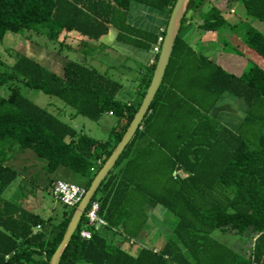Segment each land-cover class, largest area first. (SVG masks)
Returning <instances> with one entry per match:
<instances>
[{"label":"trees","instance_id":"1","mask_svg":"<svg viewBox=\"0 0 264 264\" xmlns=\"http://www.w3.org/2000/svg\"><path fill=\"white\" fill-rule=\"evenodd\" d=\"M176 2L0 0V42L9 33L28 32L45 34L50 43L78 34L100 44L115 28L119 42L151 50L158 38L128 24L132 3L170 17ZM236 5L247 19L264 24V0H190L149 113L93 199L107 226H91L84 216L59 264H264V35L244 21L232 25L226 19ZM196 18L203 32L233 33L226 48L249 62L240 77L184 40L186 24ZM83 47L90 45L83 41ZM12 56L13 65L0 71V86L9 91L0 96V264H50L78 206L57 202L64 211L56 223L6 199L20 181L18 189L27 188L23 176L33 170L10 163L31 155L45 163L46 176L61 171L79 176L84 184H72L88 191L137 114L159 55L153 65L140 67L136 103L119 100L123 84L86 61L66 60L57 75L24 54ZM17 84L58 98L74 117L93 122L106 114L115 117L109 139L78 132L24 96ZM225 95L249 109L236 131L211 115ZM162 211L176 219L165 243L153 248L137 243L155 214L167 224ZM84 230L91 233L89 240L82 238ZM217 231L247 235L254 245L249 254L239 253L213 238Z\"/></svg>","mask_w":264,"mask_h":264},{"label":"rangeland","instance_id":"2","mask_svg":"<svg viewBox=\"0 0 264 264\" xmlns=\"http://www.w3.org/2000/svg\"><path fill=\"white\" fill-rule=\"evenodd\" d=\"M226 19L229 22L244 21L248 23V25L258 29L260 33L264 35V24L257 20L247 19L245 10L241 5H238L236 14H226ZM240 33V37H243V31H241ZM225 34H227L228 40L229 42H231L232 37H234L231 31L226 30L217 33V35ZM44 35L45 34L28 32H21L19 34H7L3 42H0V71L3 72L7 69L8 65H13L12 55H14L15 57L16 54L21 53L40 63L42 66L56 73L57 75H61L62 63L64 61L70 60L83 62V60L88 59L87 57L98 55L103 51V48L101 47H97L95 50L90 49V47L79 48L80 43H77L78 40L79 42L84 41L85 43H89L90 46L96 45V43L93 44L92 42H87L85 38L78 34H64L61 36L60 40L55 43H50ZM224 47L226 46L215 45L211 48L216 52L220 50L228 53V48L224 49ZM6 50H11L13 54L6 52ZM100 55L102 57V63L95 60H93L91 63L95 66H99V68H102L101 66H103L105 67V69L116 67L117 70H120L122 68L121 73L124 74L122 83H124L125 89L124 92H121L118 95V99L123 102H130L132 98H134V89L131 87V85L129 86L128 81H131L132 79H136V77H138L139 71L135 68L136 66H134L128 60H116L117 57L114 58L111 55H109L108 57L105 51ZM100 63L102 64L101 66ZM110 77L115 79L113 76ZM115 80L119 81L118 78H116ZM17 86L20 88L22 94L33 101L36 105L48 110L52 114L57 115L61 120L72 126L78 132L87 134L97 140L107 141L109 139V134L112 128L117 122V119L115 117L109 116L108 114L104 115L99 122H93L82 116L74 117V110L68 107L58 98L47 96L37 90H30L22 84H17ZM0 96H9L7 87L0 86ZM38 161L39 160H33V157L31 155H28L19 157V160L15 159L10 163L12 167L16 166L19 167V169H22L23 167H30L31 169L32 167L33 170L31 169V173H27L25 174V176H23V180L28 183L27 188L23 186L18 189L19 186H16L14 187L12 194L7 193L5 194V197L11 201L16 202L23 208L31 207V210L35 214L37 213L43 219H48L51 215H55L56 213L59 215L62 214L64 211V207L59 205L52 196L51 192L47 190V180H42L43 175H45V171L42 173L40 172V166L45 165V163L43 161ZM35 164L36 167L34 168L33 166H35ZM71 177L75 179H70V183L73 182L80 185L84 184V180L81 177L75 175ZM43 182H46V184H42ZM21 185L23 184L21 183ZM53 212H55V214ZM162 213L167 218L166 221L168 225L163 222V219L165 218H162L161 220H156L157 218L154 219L157 216V214H155V217L151 219L146 228L145 236L139 239L137 243L150 248L160 247L165 243L167 236L166 230L169 228L168 226L174 225L176 223V219L168 211H162ZM213 238H215L222 244L233 248L239 253H241L242 250L244 254H249V251L254 245V241H251L247 235L237 236L230 233L227 235H223L221 232L217 231L213 234Z\"/></svg>","mask_w":264,"mask_h":264},{"label":"crops","instance_id":"3","mask_svg":"<svg viewBox=\"0 0 264 264\" xmlns=\"http://www.w3.org/2000/svg\"><path fill=\"white\" fill-rule=\"evenodd\" d=\"M237 7L238 5H236L232 9L230 14H236ZM207 10L208 7H205L204 11ZM169 18H170L169 14L166 11L163 12L159 10H154L148 6H144L138 3H132L128 14V24L132 28L138 31L156 36L158 38L157 43L154 46H152L151 50H145V49L136 48L129 44L119 42L117 39L119 32L115 28H110L108 35L103 37L100 41L101 46L105 47L103 48V51L100 52V54L104 53L105 51L108 57L109 55H111L114 58L117 57L116 60H120V59L122 61L128 60L134 66H136L135 68L139 71L138 77H136V79H132L131 81H128L129 86L131 85V87L134 89L133 91L134 98H132V100L128 103H136L137 102L136 100H138L139 97L138 92L140 90V85H141L140 78L143 74V72L140 71L142 70L140 67L141 66L148 67L152 65V62L155 61L156 57L158 56L154 53L153 49L154 47L159 45L160 37L164 36V32H166L167 25L169 22ZM196 23H197V18L186 24V27L183 30L184 40L196 51L209 56L217 65L221 66L228 73L240 77L244 73V71L248 68L249 62L230 51L228 53L220 50L216 52L211 48L215 45L226 46V43L229 42L227 34L217 35V33L203 32L196 26ZM230 23L233 25V24H237L238 22L233 21ZM254 29L260 32L258 29L256 28ZM81 42H79V40L77 41V43H80V45L82 44ZM100 44L91 45L90 47L93 50H95L97 47H101ZM224 49L227 48L224 47ZM100 54L95 56H90L88 57V59L83 60V62L86 61L87 63L97 68L100 72L107 73L109 76H113L115 79L118 78V80L121 81L122 83V80L124 79V74L121 73L122 68L120 70H117L116 67H110V69H105V67L101 66L102 57ZM93 60L101 62L100 66L102 68L93 65L91 63ZM122 84H123V90L121 92H124L125 89L124 83ZM248 113H249V109L243 101L231 95H225L221 98V101L217 104L211 115L214 118L218 119L225 126L229 127L233 131H236L239 129V127L243 123ZM44 171H45L44 165L40 166V172L42 173ZM45 179L47 180L46 182L48 184L51 183V186H49L48 189L50 192V189L55 181L66 180L71 182L70 179H74V178L71 177V175L66 174L64 171H61L58 174L52 176H46L45 173V175H43L42 177V180ZM20 182L13 185L12 188L7 193L12 194L14 187L21 185ZM46 182H43L42 184L44 183L46 184ZM53 213L55 214V212ZM50 217H52V219L55 220L56 223H58L62 220L63 214L59 215L56 213L55 215H51Z\"/></svg>","mask_w":264,"mask_h":264},{"label":"water","instance_id":"4","mask_svg":"<svg viewBox=\"0 0 264 264\" xmlns=\"http://www.w3.org/2000/svg\"><path fill=\"white\" fill-rule=\"evenodd\" d=\"M190 0H177L175 7L173 8L172 14L170 15L167 29L165 32L164 41L161 46V51L159 54L158 62L156 69L152 78L150 87L147 90V93L139 107L137 114L135 115L132 123L130 124L127 132L122 138L121 142L118 144L111 157L107 160L105 165L102 167L100 172L97 174L93 180L91 187L87 191L84 199L78 205L74 216L67 228V231L64 235V238L57 248L55 254L53 255L50 264H59L60 259L66 250L67 246L71 242L73 236L75 235L77 229L80 226V223L85 216V213L88 207L93 202L99 188L102 183L109 176L111 171L116 166L121 155L124 153L127 146L130 144L137 131L140 129L144 119L146 118L151 105L163 83L167 68L169 66L176 41L179 37L180 30L182 27V22L185 18Z\"/></svg>","mask_w":264,"mask_h":264},{"label":"built area","instance_id":"5","mask_svg":"<svg viewBox=\"0 0 264 264\" xmlns=\"http://www.w3.org/2000/svg\"><path fill=\"white\" fill-rule=\"evenodd\" d=\"M164 41V37H160L159 45L154 47L153 51L156 55L160 54L161 46ZM154 61L152 62V65ZM87 191L84 187L72 184L64 180H58L53 183L51 187V194L56 200L63 206L74 208L77 207L84 199ZM100 205L97 202H92L90 209L87 210L85 216L91 226H107V223L99 216ZM39 228V227H38ZM40 229V228H39ZM81 236L83 239L89 240L91 233L88 231H82Z\"/></svg>","mask_w":264,"mask_h":264}]
</instances>
